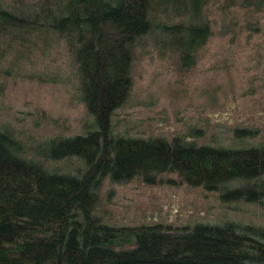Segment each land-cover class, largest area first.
Returning <instances> with one entry per match:
<instances>
[{"label": "trees", "instance_id": "16d2710c", "mask_svg": "<svg viewBox=\"0 0 264 264\" xmlns=\"http://www.w3.org/2000/svg\"><path fill=\"white\" fill-rule=\"evenodd\" d=\"M212 3L221 36L261 32L250 19L264 13V0H0V78L14 70L2 68L6 60L18 68L30 48L42 45L47 55L62 42L88 115L83 134L50 138L32 158L0 127V264H264L262 226L119 227L97 213L107 179L177 184L167 175L224 204H264V143L251 142L259 136L253 129L230 130L229 146L115 130L116 111L130 99L136 48L152 37L191 66L212 37ZM233 10L243 12L241 21Z\"/></svg>", "mask_w": 264, "mask_h": 264}, {"label": "rangeland", "instance_id": "374dc122", "mask_svg": "<svg viewBox=\"0 0 264 264\" xmlns=\"http://www.w3.org/2000/svg\"><path fill=\"white\" fill-rule=\"evenodd\" d=\"M210 9L213 34L191 66L184 67L178 54L152 37L136 48L130 99L114 117L118 134L146 139L184 136L213 145L223 140L229 146L230 130L245 128L259 135L252 143H264V13L250 19L260 23V33L237 29L236 36H221L219 6L212 3ZM232 12H239L232 16L242 20L243 12ZM53 42L47 55L42 45L30 48L18 68L8 60L1 63L4 70H14L0 78V127L14 133L29 158L50 138L83 134L88 120L64 44ZM165 178L177 184L107 179L97 213L119 227L227 221L264 227V204H224L215 193L179 184L176 175Z\"/></svg>", "mask_w": 264, "mask_h": 264}]
</instances>
